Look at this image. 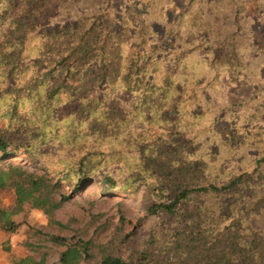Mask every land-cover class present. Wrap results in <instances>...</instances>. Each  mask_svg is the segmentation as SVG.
Listing matches in <instances>:
<instances>
[{
    "label": "trees",
    "instance_id": "trees-1",
    "mask_svg": "<svg viewBox=\"0 0 264 264\" xmlns=\"http://www.w3.org/2000/svg\"><path fill=\"white\" fill-rule=\"evenodd\" d=\"M254 9L264 29V0H0V189L16 196L0 229L29 205L61 250L12 264H264ZM96 182L141 197L148 238L123 210L59 221Z\"/></svg>",
    "mask_w": 264,
    "mask_h": 264
},
{
    "label": "rangeland",
    "instance_id": "rangeland-1",
    "mask_svg": "<svg viewBox=\"0 0 264 264\" xmlns=\"http://www.w3.org/2000/svg\"><path fill=\"white\" fill-rule=\"evenodd\" d=\"M256 7V5H255ZM254 7V8H255ZM252 26L257 29L258 34L254 37V43L264 42V29H259V12L256 9L252 13ZM264 75V72H263ZM237 89H232L231 92L237 98L239 92ZM249 92V91H248ZM223 134L230 131V126L225 121H220L216 126ZM16 201L15 192L12 189H0V207L12 211ZM147 206L142 201L141 197H132L130 195L117 194L108 192L99 183H93L84 187L64 209L58 213V219L62 223H69L72 219H77L82 226H85L90 219L89 215H103L105 220L111 223L117 222L120 217V211L126 212L127 217L139 227V232L144 238H148L151 230L157 225L158 220L154 216H148L146 212ZM11 218L19 224V228L14 234H7L9 239L5 238V231L0 237V245L5 252L6 260L9 264L15 259L23 258L29 255H34L26 245L35 244L42 247L52 249L51 262H55L60 249L51 248L47 243L43 244L35 237V231H44L46 233H58V230L51 229L48 226V220L39 210L32 209L29 205L25 206L23 212L12 215ZM46 249V248H44ZM45 251V250H43Z\"/></svg>",
    "mask_w": 264,
    "mask_h": 264
},
{
    "label": "crops",
    "instance_id": "crops-1",
    "mask_svg": "<svg viewBox=\"0 0 264 264\" xmlns=\"http://www.w3.org/2000/svg\"><path fill=\"white\" fill-rule=\"evenodd\" d=\"M4 233V231H3ZM5 238L9 239L10 237H7V233H4ZM0 237H2V230L0 229ZM5 252L2 250V246L0 245V264H9L6 260V257L4 256Z\"/></svg>",
    "mask_w": 264,
    "mask_h": 264
}]
</instances>
